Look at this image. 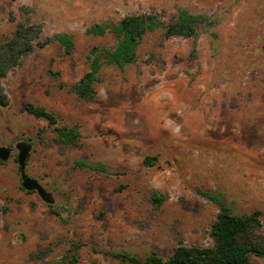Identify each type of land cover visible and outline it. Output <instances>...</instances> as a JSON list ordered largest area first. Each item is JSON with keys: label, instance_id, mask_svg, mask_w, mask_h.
Wrapping results in <instances>:
<instances>
[{"label": "rangeland", "instance_id": "1", "mask_svg": "<svg viewBox=\"0 0 264 264\" xmlns=\"http://www.w3.org/2000/svg\"><path fill=\"white\" fill-rule=\"evenodd\" d=\"M182 10L201 19L194 37L147 33L135 63H103L95 97L78 98L92 50L118 46L123 18L172 24ZM25 23L40 25L42 40L71 35L74 48L36 49L2 81L0 264H130L112 254L166 260L180 243L212 248L221 206L211 196L238 216L261 211L264 232V0H0V42ZM99 25L104 36L91 31ZM27 103L77 129L79 142L61 143Z\"/></svg>", "mask_w": 264, "mask_h": 264}, {"label": "trees", "instance_id": "2", "mask_svg": "<svg viewBox=\"0 0 264 264\" xmlns=\"http://www.w3.org/2000/svg\"><path fill=\"white\" fill-rule=\"evenodd\" d=\"M201 22L199 17L182 10L177 22L165 24L152 15H136L123 18L114 28L113 32L120 37L118 46L113 51H103L94 48L91 52L90 72L72 90L81 100H91L95 97L94 85L102 64L116 65L124 69L137 60V48L141 45L147 33L159 28L166 30L167 38H192L196 35V26ZM109 30L107 25H99L91 31L98 36H104ZM42 27L40 25L25 23L18 25L11 38L0 42V105H8L2 81L10 71L21 66L25 57L36 49L58 43L64 48L66 55H70L74 48L72 36L66 33L55 34L46 40L41 39ZM51 73V72H50ZM26 111L38 119H45L50 126L55 127L58 139L63 144L76 145L80 133L75 128L58 127L55 116L43 108L31 103L25 104ZM39 131V135L43 133ZM156 158L147 157L145 164L152 166ZM77 167L93 171L108 173L105 165H90L78 161ZM154 203L161 205L165 198L157 193L152 195ZM210 200L221 206L217 220L211 227V237L214 247L202 248L198 246L187 247L180 243L173 254L166 260L151 253L144 260L126 254L116 253L113 257L130 264H254L251 256L264 258V232L262 225V212L255 210L249 215H235L227 205L219 202L217 197Z\"/></svg>", "mask_w": 264, "mask_h": 264}, {"label": "water", "instance_id": "3", "mask_svg": "<svg viewBox=\"0 0 264 264\" xmlns=\"http://www.w3.org/2000/svg\"><path fill=\"white\" fill-rule=\"evenodd\" d=\"M27 151H24L20 157V163L23 165L24 163V158H25V155H26ZM0 156L1 158H7L8 157V153L6 151H0ZM24 187L29 190V191H38V193L45 199H47V195L46 193L44 192V190L38 186V184L33 181V180H27L25 179L24 181Z\"/></svg>", "mask_w": 264, "mask_h": 264}]
</instances>
